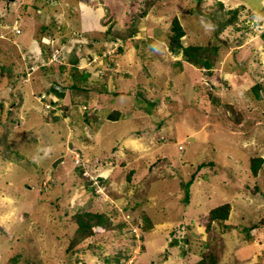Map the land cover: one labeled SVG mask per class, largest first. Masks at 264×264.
Returning a JSON list of instances; mask_svg holds the SVG:
<instances>
[{"label":"rangeland","instance_id":"374dc122","mask_svg":"<svg viewBox=\"0 0 264 264\" xmlns=\"http://www.w3.org/2000/svg\"><path fill=\"white\" fill-rule=\"evenodd\" d=\"M175 18L185 47H218L212 70L171 53ZM254 158L264 0H0V264H264ZM78 214L104 226L82 237Z\"/></svg>","mask_w":264,"mask_h":264},{"label":"trees","instance_id":"16d2710c","mask_svg":"<svg viewBox=\"0 0 264 264\" xmlns=\"http://www.w3.org/2000/svg\"><path fill=\"white\" fill-rule=\"evenodd\" d=\"M232 13H237V11H233ZM186 36L185 29L182 27L180 24L179 20L175 18L172 22V35L170 37V43H169V49L173 55H178L182 56L183 60L186 61L187 63L195 66V67H200L204 68L208 71L212 70L213 68V59L216 58L219 49L218 47H205V46H200V45H190L185 47L183 45V38ZM44 47H47L48 45L43 44ZM48 48V47H47ZM41 49V48H40ZM45 52V51H44ZM43 60L44 62L48 61V56L46 53H43ZM52 56V54H51ZM42 61V59H41ZM58 63V62H56ZM62 69V72L65 71L63 69V65H58ZM48 67H43V70L47 71L49 70ZM54 68V67H51ZM90 78L89 74H82L80 77L74 74V77L72 79V83L65 87H61L60 85H55L54 87H51L49 92H52L55 97L58 99H64L65 94L63 93L62 89H70L74 91H81V90H89L90 86L88 84V79ZM56 83V82H55ZM85 86V87H84ZM84 87V88H83ZM61 89V90H60ZM260 87H255L256 94L258 99H261L260 92H259ZM93 90V89H92ZM53 105L56 106V102L52 103ZM67 109V108H66ZM55 112V111H54ZM122 116L120 111H114L110 116L109 120L110 121H118L120 117ZM94 115H90L88 111H86L82 118L84 119L85 123L87 125H91L92 122H94ZM264 160L262 158H254L251 160V170L254 176H258L259 170L261 169V166L263 165ZM194 181V177L191 178V180L186 184L185 188V194H186V202L189 201L190 199V187ZM231 205L229 203L221 205L217 208L212 209L209 212L208 215V223L206 225L205 232L210 233L213 228V224L215 222H220L223 223L229 219L230 213H231ZM87 217H89L87 219ZM92 221H96L97 227L104 226V216L100 214L96 215H90V214H84V215H79L77 216V223L79 225L78 228V234L82 237H88L92 236L94 231L93 227L96 225H92ZM264 223V222H263ZM152 228L151 223L149 225ZM245 232L247 236L250 238L251 237V229L246 228ZM176 242H172V246H174ZM130 256H127L126 258H129ZM129 261V259H128ZM220 262V257L217 253L211 252L209 254H204L201 258V260L198 262V264H219ZM119 263V262H118Z\"/></svg>","mask_w":264,"mask_h":264},{"label":"built area","instance_id":"2783aa9c","mask_svg":"<svg viewBox=\"0 0 264 264\" xmlns=\"http://www.w3.org/2000/svg\"><path fill=\"white\" fill-rule=\"evenodd\" d=\"M53 56H54V54H53ZM55 58L53 59V61H56V60H58V58H59V55H55L54 56ZM43 65H45V64H43ZM37 67V66H36ZM31 71H35L36 69H35V66H31V69H30Z\"/></svg>","mask_w":264,"mask_h":264},{"label":"crops","instance_id":"0c3cea01","mask_svg":"<svg viewBox=\"0 0 264 264\" xmlns=\"http://www.w3.org/2000/svg\"><path fill=\"white\" fill-rule=\"evenodd\" d=\"M124 138H129V136H126V137H124Z\"/></svg>","mask_w":264,"mask_h":264},{"label":"clouds","instance_id":"9594fccd","mask_svg":"<svg viewBox=\"0 0 264 264\" xmlns=\"http://www.w3.org/2000/svg\"><path fill=\"white\" fill-rule=\"evenodd\" d=\"M43 55V54H42ZM44 64L46 65V62H44Z\"/></svg>","mask_w":264,"mask_h":264}]
</instances>
